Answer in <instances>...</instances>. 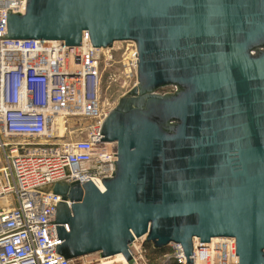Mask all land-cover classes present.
<instances>
[{
	"label": "water",
	"instance_id": "95a60500",
	"mask_svg": "<svg viewBox=\"0 0 264 264\" xmlns=\"http://www.w3.org/2000/svg\"><path fill=\"white\" fill-rule=\"evenodd\" d=\"M92 47L132 40L136 84L102 123L116 141L104 190L55 182V253H121L192 238L236 240L238 264H264V0H27L8 10L1 39ZM174 86L173 92L157 90ZM67 201H70L68 206Z\"/></svg>",
	"mask_w": 264,
	"mask_h": 264
},
{
	"label": "built area",
	"instance_id": "2783aa9c",
	"mask_svg": "<svg viewBox=\"0 0 264 264\" xmlns=\"http://www.w3.org/2000/svg\"><path fill=\"white\" fill-rule=\"evenodd\" d=\"M26 4L0 0V36L6 33L7 11L24 13ZM117 48L123 49L125 78L136 83L135 42L122 40ZM114 50V45L92 47L86 31L78 46L57 39L0 38V264H102L100 257L84 261L55 253L63 241L55 225L68 231V224L46 222L55 219L53 200L61 201L52 192L55 182L90 180L103 191L101 179L115 169L117 143L100 140L110 111L100 102L101 76ZM143 242L142 237L132 241L137 264H147ZM168 246L162 264H189L180 243ZM235 250L232 236L209 242L193 237L188 258L192 264H238Z\"/></svg>",
	"mask_w": 264,
	"mask_h": 264
},
{
	"label": "rangeland",
	"instance_id": "374dc122",
	"mask_svg": "<svg viewBox=\"0 0 264 264\" xmlns=\"http://www.w3.org/2000/svg\"><path fill=\"white\" fill-rule=\"evenodd\" d=\"M119 45V44H118ZM127 47V44H123ZM130 47V45H128ZM122 47V46H121ZM125 48V47H124ZM123 49L117 48L113 51L112 61H107L108 65L103 69L101 76V91H100V102L102 104V109L109 110L113 108L118 99L129 91L136 83L133 79H126L124 76V66H123ZM131 55V52L128 54ZM172 87L166 86L159 88L157 91L160 93L172 91ZM0 153V161H1ZM2 162V161H1ZM143 245V244H142ZM144 258L147 264V258L145 252H143ZM156 264H161V262L156 261Z\"/></svg>",
	"mask_w": 264,
	"mask_h": 264
},
{
	"label": "trees",
	"instance_id": "16d2710c",
	"mask_svg": "<svg viewBox=\"0 0 264 264\" xmlns=\"http://www.w3.org/2000/svg\"><path fill=\"white\" fill-rule=\"evenodd\" d=\"M169 246L154 248L148 241L143 242V252H145L148 263L156 264V261L163 262L164 254L169 252Z\"/></svg>",
	"mask_w": 264,
	"mask_h": 264
},
{
	"label": "bare ground",
	"instance_id": "6f19581e",
	"mask_svg": "<svg viewBox=\"0 0 264 264\" xmlns=\"http://www.w3.org/2000/svg\"><path fill=\"white\" fill-rule=\"evenodd\" d=\"M119 44V41H116L114 42V46H117ZM116 142V141H115ZM117 143V142H116ZM102 187V186H101ZM143 238V237H142ZM213 239H215L216 237H212ZM130 251H131V254L132 253H135V250L132 249V245H130ZM96 257H99L97 256L96 254H90V255H87V256H84V257H81L80 259L86 261V260H89V259H92V258H96ZM124 256L121 254V253H118V254H115L113 256H109V257H104V258H100V261L102 262V264H105V263H109V262H112V261H125L124 260ZM124 264H128L126 262H124ZM134 264H137L136 262H134Z\"/></svg>",
	"mask_w": 264,
	"mask_h": 264
},
{
	"label": "crops",
	"instance_id": "0c3cea01",
	"mask_svg": "<svg viewBox=\"0 0 264 264\" xmlns=\"http://www.w3.org/2000/svg\"><path fill=\"white\" fill-rule=\"evenodd\" d=\"M0 165H1V161H0Z\"/></svg>",
	"mask_w": 264,
	"mask_h": 264
},
{
	"label": "flooded vegetation",
	"instance_id": "af4514ba",
	"mask_svg": "<svg viewBox=\"0 0 264 264\" xmlns=\"http://www.w3.org/2000/svg\"><path fill=\"white\" fill-rule=\"evenodd\" d=\"M172 89H173V88H172ZM175 89H176V88H175ZM175 89H174V90H175ZM174 90H173V91H174Z\"/></svg>",
	"mask_w": 264,
	"mask_h": 264
}]
</instances>
